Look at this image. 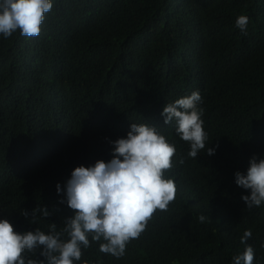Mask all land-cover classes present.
I'll return each mask as SVG.
<instances>
[{"label":"trees","instance_id":"16d2710c","mask_svg":"<svg viewBox=\"0 0 264 264\" xmlns=\"http://www.w3.org/2000/svg\"><path fill=\"white\" fill-rule=\"evenodd\" d=\"M41 32L0 35V195L37 212L17 232L64 227L52 210L75 167L109 161L130 123L155 126L176 148L165 172L175 200L157 210L123 257L82 248L88 264H232L247 245L264 264V204L247 208L234 173L264 156V0H52ZM249 18L247 34L235 26ZM199 91L205 151L188 156L163 106ZM184 159L181 164L180 159ZM73 214L68 208V216ZM207 219L201 223L198 217ZM246 230L251 237L240 239ZM32 255V254H29ZM38 255V253H37ZM43 259L42 257H40Z\"/></svg>","mask_w":264,"mask_h":264},{"label":"clouds","instance_id":"9594fccd","mask_svg":"<svg viewBox=\"0 0 264 264\" xmlns=\"http://www.w3.org/2000/svg\"><path fill=\"white\" fill-rule=\"evenodd\" d=\"M52 7V0H0V35L7 39L19 31L25 37L38 36L45 13ZM248 23L246 15L235 20V26L245 34ZM202 103L197 90L165 104L161 112L165 125L175 123L180 139L190 145L188 156L194 159L202 151L215 154L214 148L206 147L208 133L201 118ZM110 144L109 161L75 167L63 188L57 183V193L64 197L59 201L63 205L52 210L54 219L64 218V227L59 231L53 222L47 234L39 227L17 232L13 218L20 221L29 216V223L35 224L39 223L37 212L47 218L50 210L45 205L24 209L0 195V264H75L82 260V248L91 246L89 236L91 241L103 240L100 252L119 259L127 244L145 231L155 212L167 210L177 191L174 180L165 178V172L173 167L175 145L155 126L136 123H130L126 137ZM179 162L183 164L184 159ZM234 177L236 185L250 193L241 196L247 208L264 204V156L253 155L246 173L236 171ZM68 208L73 212L71 216ZM198 219L204 223L207 217L201 214ZM251 235L246 230L241 244H246ZM253 260L254 249L247 245L233 257L232 264H253Z\"/></svg>","mask_w":264,"mask_h":264}]
</instances>
